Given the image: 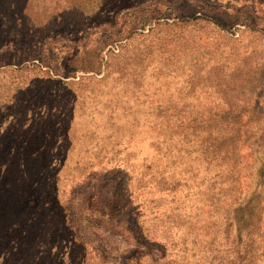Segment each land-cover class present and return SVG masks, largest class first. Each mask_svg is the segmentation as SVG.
Returning <instances> with one entry per match:
<instances>
[{
    "label": "rangeland",
    "instance_id": "374dc122",
    "mask_svg": "<svg viewBox=\"0 0 264 264\" xmlns=\"http://www.w3.org/2000/svg\"><path fill=\"white\" fill-rule=\"evenodd\" d=\"M22 58L0 264H264V0H0V63ZM168 149L204 155L187 176Z\"/></svg>",
    "mask_w": 264,
    "mask_h": 264
},
{
    "label": "trees",
    "instance_id": "16d2710c",
    "mask_svg": "<svg viewBox=\"0 0 264 264\" xmlns=\"http://www.w3.org/2000/svg\"><path fill=\"white\" fill-rule=\"evenodd\" d=\"M16 51V50H15ZM19 52V50H18ZM14 55H18V54H12ZM30 63V59L28 58H22L20 59L18 62L16 61H5L0 63V72H5V71H9V70H15L18 71L20 69H22L24 66L27 67L26 65ZM127 119V118H126ZM127 133H129V131H127ZM131 140H132V136L129 135L126 138V145L130 146L131 144ZM200 155H204V153H202L201 151L198 150H184V151H177V150H173V149H168L165 152H163L162 154H160L159 152H157L155 154V158L160 160H164L166 162L169 163V165H173V164H177L178 166L182 164V166H184V168L182 169V173L187 175V176H191V168H193L194 165V161L199 159L198 156ZM260 164L257 167V171H256V179L254 182H252V189L251 191L248 193V198L246 200V202H248V200H254V202L252 203V205L250 206V208L247 206L246 209L247 211H245V215L246 218L245 219H251L254 220V222L256 223V221L258 219L261 218V211H260V206H261V201H260V196L261 194L264 192V154L261 155V158L259 160ZM250 182V183H251ZM254 218V219H253ZM164 256L166 255H161V257L156 260V262L158 261H162V259H164Z\"/></svg>",
    "mask_w": 264,
    "mask_h": 264
}]
</instances>
